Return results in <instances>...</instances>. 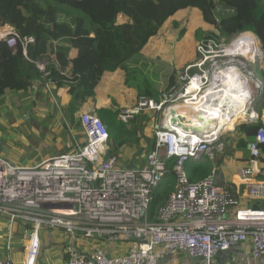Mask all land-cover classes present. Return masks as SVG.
I'll list each match as a JSON object with an SVG mask.
<instances>
[{"label":"built area","instance_id":"2783aa9c","mask_svg":"<svg viewBox=\"0 0 264 264\" xmlns=\"http://www.w3.org/2000/svg\"><path fill=\"white\" fill-rule=\"evenodd\" d=\"M212 11L216 22L236 12L224 3H216ZM0 39L12 53L20 46L26 58L27 46L35 41L33 36H20L8 25ZM211 43L216 45L211 39L197 43L199 60L178 71L173 85L161 92L158 100L138 95L132 107L119 111L121 122L140 112L154 114V144L141 165L125 167L109 153L106 125L87 110L76 114L85 142L80 144L73 137V152L34 166L18 165L0 155V215L10 230L17 223L24 225L22 237L27 239V246L23 264H34L39 251L38 233L43 227L66 233V264H160L163 257L177 253L199 259L201 264H213L216 254L241 243L249 244L253 257L264 256V207L243 204L230 182L217 180L216 164L224 137L234 133L239 123L258 120L250 107L255 94L232 127L219 131L215 122L219 116H215L213 104L230 100L231 92L237 94V90L229 83L232 64L223 59L228 55L216 59L218 50L214 52ZM33 62L41 73L33 90L41 88L51 94L47 79L49 60L40 58ZM238 71L254 76L243 68ZM254 83L256 93L261 80L255 78ZM192 113L197 114L198 122L190 119ZM260 144H264V122L247 142V163L234 170L248 200H264V180L257 178L262 170L258 159ZM202 154L211 162V169L205 177L189 180L185 164ZM168 162H173L174 187L158 206L152 221L148 219V208L153 192L166 178ZM77 236L125 241L127 248L123 254L113 256L99 246L82 253L73 245Z\"/></svg>","mask_w":264,"mask_h":264},{"label":"trees","instance_id":"16d2710c","mask_svg":"<svg viewBox=\"0 0 264 264\" xmlns=\"http://www.w3.org/2000/svg\"><path fill=\"white\" fill-rule=\"evenodd\" d=\"M216 3L233 7L235 14L216 22L212 11ZM188 7L198 9L203 22L214 28L207 31L197 28L195 37L199 41L211 39L216 44H225L236 34L251 32L264 53V0H0V26L8 25L15 28L20 36H33L35 39L27 46V58L20 46L12 53L0 39V104L8 93H33L29 95L31 106H38L43 91L41 88L33 90L41 74L33 61L47 58L50 89L54 93L60 89L66 91L68 99L64 109L71 125L80 127L76 116L79 111L88 109L95 113L106 125L109 153L119 160L121 148H127L131 150L130 158L122 164L128 168L139 166L138 155L142 154L144 159V153L154 144V133H144V129L151 126L154 114L140 112L127 122L119 121L121 108L88 103L95 95L91 80L99 78L105 71L124 67L158 33L169 17ZM256 72L261 79V89L252 107L258 120L251 124L239 123L236 131L240 137L236 145L242 150L247 144L246 139L253 137L257 127L264 122V70L257 69ZM174 78L175 74H171L164 91L170 89ZM160 94L149 89L139 93L155 99ZM87 103L90 108L86 107ZM72 150L69 147L66 151ZM259 151L258 159L262 165L259 179L264 180V144L259 145ZM193 163L185 164V167L192 166L187 170L189 180L199 170ZM172 164H167L168 180L160 182L153 192L148 219L170 192L174 179ZM199 171V177H205L207 165H200ZM250 207H264V200H252Z\"/></svg>","mask_w":264,"mask_h":264},{"label":"rangeland","instance_id":"374dc122","mask_svg":"<svg viewBox=\"0 0 264 264\" xmlns=\"http://www.w3.org/2000/svg\"><path fill=\"white\" fill-rule=\"evenodd\" d=\"M199 27L205 31L214 29L203 22L200 12L196 8L188 7L177 11L159 28L158 33L151 37L146 45L125 63L124 67L115 71H105L99 78H92L91 82L94 85L95 95L88 103L90 105L97 104L98 107L124 109L132 107L139 93L147 89L154 90L157 93L163 92L167 87L171 74H176L187 64L199 60L196 51V45L199 40L195 37V30ZM4 28L5 26H0V33ZM241 34H236L225 44L213 45L211 43L210 48L214 52L218 50L215 56L216 59L228 55V57L223 59L241 62L240 64L236 63L239 70L242 71L243 68L248 72L254 71V76H249V74L245 76L250 77L255 82V78H260L256 70L264 69V59L258 60V57L252 56L241 59V57H230L228 54V46L231 41L238 39ZM256 47L260 49L257 39ZM252 61L255 63H252ZM242 63L244 64L243 66ZM258 90L259 88L256 95ZM42 93L44 96L40 100V105H38L39 109L36 105L35 107L31 106V97L29 95H33V93L28 95L8 93L4 102L0 104V155L12 163L34 166L50 157L73 152V137L78 143L83 144L85 142V135L84 137L82 134L79 135L75 127L71 126L64 106L58 101L56 92L54 93L51 89V94L45 91ZM88 103L86 107L90 108ZM252 103L250 107H252ZM41 109L44 113L47 112L46 110L51 111L52 116L50 118L45 117L41 114L43 113V111H40ZM84 110L89 111L88 109ZM27 111H29V119L25 117ZM241 116L243 117V115ZM231 122H235L233 117H231ZM61 126L64 128L61 139L69 143L73 148L70 152H67L64 148L65 144L59 148V143L62 142L59 136H54L55 140L59 139L57 142L59 150L50 139L51 134L54 135L55 132H61ZM226 138L228 139L224 142L223 148L224 151L231 153L234 147L232 144L233 136ZM122 149L123 151H128L127 148L122 147ZM55 150L56 152L53 156L44 159V157L52 154ZM141 155H138L139 164L143 161ZM123 158L129 160L130 154L128 157L123 156ZM119 161L124 163L122 158Z\"/></svg>","mask_w":264,"mask_h":264},{"label":"crops","instance_id":"0c3cea01","mask_svg":"<svg viewBox=\"0 0 264 264\" xmlns=\"http://www.w3.org/2000/svg\"><path fill=\"white\" fill-rule=\"evenodd\" d=\"M72 55H75V52L72 53ZM56 95L58 97L59 103L62 106H64L68 99L66 91L63 89L57 90ZM43 96L44 94L42 93L39 100H41ZM38 105H40V101ZM37 108L39 109V106ZM43 110L45 109L43 108ZM43 110L41 109L40 111H43ZM46 111H47L46 113H44L43 111V113L41 114L44 115L45 117L50 118L52 116V112L48 110ZM216 121H217V118H216ZM72 127H75V126H72ZM75 130L76 132H78L79 135L82 134L84 137V133L81 127H75ZM60 131L61 132H55L54 135L53 134L50 135L51 137L50 139L53 141V143L55 144L57 148H58L57 142L59 139L55 140L54 136L55 135L59 136L61 139L62 132L64 131L63 126H61ZM151 132H152L151 126L144 129L145 134H149ZM237 133L238 132L235 131L234 133L226 136V137L233 136L232 144L234 145V147L231 153L227 151L224 152V148H223L217 154L218 161H216V164L219 166V173H218L217 180L219 181L224 180V181L230 182L234 190L240 196L243 204L250 206L252 203V200H248L246 198L244 185L242 184L238 176L235 175L234 173L235 167L238 165L246 164L247 159L250 157L249 151L247 150L246 146H245V149L243 150L237 147L236 141L240 137V135H238ZM226 137H224L223 139V145H224V142H226ZM249 139L250 138H247L246 142H248ZM61 141L62 142L59 143L60 144L59 148H61L63 144H65L64 148L66 150L67 148L71 147L69 143L65 142L63 139H61ZM130 151L131 150L123 151V149L121 148L120 152H121V158L123 161L125 160L123 156L128 157L130 154ZM55 152L56 150L52 154H48L46 157H44V159L50 156H53ZM145 153H144V156H145ZM190 161L195 162L193 163V165L198 167L199 170H200V165H203V164L207 165L208 173H209L211 169V162L207 159V157L203 156V154L200 156V158L191 159L188 162ZM198 161L199 163H197ZM186 168H187L186 170L192 169V166L187 165ZM199 170L198 172H194V176L192 177L193 179L191 180L196 181L200 179L199 176L201 175V171ZM260 175L261 173L257 175V178H260ZM166 180H168V177L165 178L164 181ZM173 187H174V179H173V184L171 183V186H170V192L173 190ZM165 198H163L162 203L164 202ZM150 220L154 221L155 215H152ZM22 227H24V225L17 223L13 227V230H10L5 218L2 215H0V264L5 263L7 261H9L10 264H23L25 260V255H26L27 239H24L22 237ZM38 239H39V251L35 258L34 264H66L67 254H66L65 248L68 243V237L63 230L43 227L40 229L38 233ZM73 241H74L73 245H75L77 250L82 253H88L94 248V246H99L106 252L107 255L113 256V255L123 254L127 248V244L125 241L111 242L104 238L103 239L93 238L89 240V239L83 238L82 236H77ZM160 264H201V262L199 259L190 258L186 254L177 253L172 256H167V258L162 260ZM213 264H264V256L253 257L250 253L249 244L241 243L237 248L226 250L224 252L216 254V256H214L213 258Z\"/></svg>","mask_w":264,"mask_h":264},{"label":"bare ground","instance_id":"6f19581e","mask_svg":"<svg viewBox=\"0 0 264 264\" xmlns=\"http://www.w3.org/2000/svg\"><path fill=\"white\" fill-rule=\"evenodd\" d=\"M237 48H239L240 51H236ZM228 51H229L228 54L230 57H241V59L247 56L258 57V58H260L261 56L259 49L256 47L255 35L251 32L242 33L241 36L238 37V39L236 38L235 40L231 41V44L228 46ZM230 63L232 64V66L228 70L229 79L235 75L236 80H239L242 83V86L248 90L249 96L246 99L242 110L239 107H237V102L234 99V97L236 96V93H233V92H231L233 96L232 98H230V100L224 99L220 101V105L218 103L213 104L214 108L212 110L216 112L215 116H219V118H217V121L215 119V121L217 122V127L219 128V131H222L223 129H230L232 127L233 123L231 122V117H233L234 120L236 121V119L238 118L236 116L239 115L243 110L247 108L248 101L252 98V96L255 94V91H256L254 81L250 77H246L240 74L238 69L233 66V65H236V63L240 64L241 62L240 63L237 61L232 62L230 60ZM243 65L244 64L242 63V66ZM233 69H235V72L233 71ZM235 82H236L235 80L232 81V83H235ZM207 102L208 100H206L205 103ZM195 103L196 102L193 103V106L196 105ZM201 108H203V106ZM201 114L206 118H211V116H209L206 112H202ZM189 117L193 121H197V122L199 121L196 113L189 114ZM210 123H213V121L211 120Z\"/></svg>","mask_w":264,"mask_h":264},{"label":"clouds","instance_id":"9594fccd","mask_svg":"<svg viewBox=\"0 0 264 264\" xmlns=\"http://www.w3.org/2000/svg\"><path fill=\"white\" fill-rule=\"evenodd\" d=\"M243 33V32H242ZM240 34V33H239ZM236 51H240L239 48L236 49ZM260 51V57L262 59H264V53L261 51V49H259ZM260 60V59H259ZM233 71L235 72V69H233ZM254 73V71H252ZM260 79V78H259ZM235 80L236 82L235 83H232V81ZM261 80V79H260ZM229 83L231 85V87L235 88L237 90V94L236 96L234 97L235 101L237 102V107H239L241 110L243 108V105L246 101V99L248 98L249 96V92L246 88H244L242 86V83L239 81V80H236V76L234 75L233 77L230 78L229 80ZM261 89V88H260ZM259 89V90H260ZM258 90V91H259ZM255 96H256V93H255ZM254 96V98H255ZM254 100V99H253ZM252 103V102H251ZM251 106V105H250Z\"/></svg>","mask_w":264,"mask_h":264},{"label":"water","instance_id":"95a60500","mask_svg":"<svg viewBox=\"0 0 264 264\" xmlns=\"http://www.w3.org/2000/svg\"><path fill=\"white\" fill-rule=\"evenodd\" d=\"M28 115H29V112H26V116H25V117L28 118ZM166 258H167V256L163 257V258L161 259V261L164 260V259H166ZM161 261H160V262H161Z\"/></svg>","mask_w":264,"mask_h":264},{"label":"snow or ice","instance_id":"6c2138e0","mask_svg":"<svg viewBox=\"0 0 264 264\" xmlns=\"http://www.w3.org/2000/svg\"><path fill=\"white\" fill-rule=\"evenodd\" d=\"M193 86H195V85H193Z\"/></svg>","mask_w":264,"mask_h":264}]
</instances>
